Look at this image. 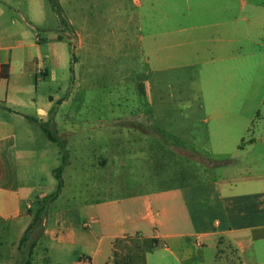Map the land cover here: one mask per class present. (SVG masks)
<instances>
[{"label": "rangeland", "instance_id": "374dc122", "mask_svg": "<svg viewBox=\"0 0 264 264\" xmlns=\"http://www.w3.org/2000/svg\"><path fill=\"white\" fill-rule=\"evenodd\" d=\"M248 1L47 0L58 20L51 29L62 43L56 47V79L49 81L44 70L41 77L46 82L38 90V102L44 103L41 97L49 102L43 119L34 124V147L43 160L26 161L20 169L28 190L23 212L29 224L44 208L41 227L54 236L58 223L78 226L91 221L90 212L97 210L83 204L174 185L185 179L181 173L185 163L189 182L203 169L211 172L217 162L191 141L211 151L223 144L226 156L234 153L232 141L241 137L245 143L256 138L258 150L264 149V138L259 139L264 124L260 123L264 117V32L249 39L238 29L244 26L243 5ZM256 1L264 5V0ZM232 16L237 32L235 42L229 41L227 48L236 50V55L234 63L227 65L209 58L212 42L208 40L218 29L214 23H225L221 28L226 32ZM165 45L173 61L182 57L192 67L173 64L171 69L153 74L149 49H156L160 57ZM151 97L169 104L171 129L187 133L188 141L167 135L149 119ZM215 123L229 130L225 142L213 135ZM41 124L59 141H50ZM63 160V188L50 202L48 197L57 183L54 170ZM192 193L189 191L190 198ZM41 232L35 224L17 251L22 228L0 220V261L20 264L34 241L32 264H46L49 256L55 263L68 264L103 235L96 226L92 231L79 226L76 244L63 252L57 247L48 251ZM109 242L104 240L95 261L109 256Z\"/></svg>", "mask_w": 264, "mask_h": 264}, {"label": "crops", "instance_id": "0c3cea01", "mask_svg": "<svg viewBox=\"0 0 264 264\" xmlns=\"http://www.w3.org/2000/svg\"><path fill=\"white\" fill-rule=\"evenodd\" d=\"M243 14L244 26L238 29L244 37L252 39L254 33L264 32V5L260 1L245 3ZM227 22L226 32L221 28L225 23H214L218 29L214 38L208 40L212 42L208 56L230 65L236 55V50L227 48L237 32L235 16ZM54 24L58 25V20L48 8L47 0H0V102L12 110L0 109V220L13 221L22 228V233L30 219L23 212L28 190L20 169L26 161L43 160L34 147L35 125L25 115L41 120L49 105L42 97L44 103L38 102V90L46 82L41 77L44 70L51 82L57 75L56 47L62 41L51 29ZM167 47H163L160 57L156 49H149L148 63L153 74L171 69L173 64L192 67L183 63L182 57L173 61ZM4 65L8 66L7 78L1 76ZM170 112L169 104L151 97L149 119L167 135L188 141L187 133L171 129ZM216 124L213 135L225 142L229 130ZM262 138L264 124L259 136ZM256 142V138L248 143L242 137L238 142L233 140L234 153L226 156L223 144L211 151L191 141V145L217 162L211 172L203 169L199 177L196 174L189 182L185 163L181 170L185 179L180 178L174 185L83 204L94 205L97 210L90 212L91 221L78 226L58 223L54 236H48V229H43L48 251L55 247L70 251L76 244L79 226L83 231H92L96 226L103 235L91 247L85 246L68 264H264V149L258 150ZM125 238L132 239V244ZM105 239L110 241L109 256L102 262L95 261ZM128 255L130 259L126 262L124 258ZM46 264L60 263L49 256Z\"/></svg>", "mask_w": 264, "mask_h": 264}, {"label": "trees", "instance_id": "16d2710c", "mask_svg": "<svg viewBox=\"0 0 264 264\" xmlns=\"http://www.w3.org/2000/svg\"><path fill=\"white\" fill-rule=\"evenodd\" d=\"M69 70H70V72H72V67H70ZM7 71H8V66L7 65H4L2 67V72H1V76L3 78H7L8 77ZM0 109L6 110V111H9V112L12 111L7 106H5V104L3 102H0ZM25 118L29 122L33 123V124L40 122L35 117H31V116L25 115ZM40 127H41L42 132L45 133L46 137L50 141H52V142H58L59 141V139L50 131V129L47 127L46 124H41ZM65 165H66V161L63 160V162L61 163V165L54 170V175H55V179H56L57 183H56L55 191L48 197V200L50 202L55 201L57 199L58 195L60 194L61 189L63 188L62 170H63V168H64ZM43 209L42 210L40 209L35 214L33 220L31 221V223L29 224V226L25 229V231L23 233V236L21 237V239L19 241L18 248L28 238V235L31 233V231L34 228L35 224L40 226V230L42 231L41 233H43V229L41 227L42 226V219L44 218V212H42ZM29 247H30L29 253L27 254L26 258H24L20 262V264H32L30 258L32 256V250L35 247V242L33 241L32 243H30Z\"/></svg>", "mask_w": 264, "mask_h": 264}]
</instances>
